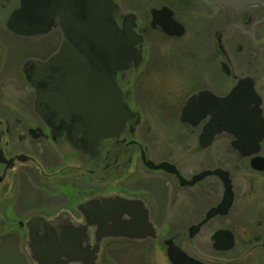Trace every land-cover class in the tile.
Here are the masks:
<instances>
[{
  "label": "flooded vegetation",
  "instance_id": "flooded-vegetation-1",
  "mask_svg": "<svg viewBox=\"0 0 264 264\" xmlns=\"http://www.w3.org/2000/svg\"><path fill=\"white\" fill-rule=\"evenodd\" d=\"M20 5L21 0H0V89L9 86L18 94L0 91V246L13 241L16 249L19 245L25 249L24 255L11 251L12 264L31 261L26 243L32 217L51 220L65 215L81 221L80 204L111 194L141 201L150 228L136 226L134 230L146 234L142 238H101L91 264H172L169 247L188 256L180 258L184 264H264V136L256 151L233 145L235 137L226 131L215 133L202 146L199 136L209 115L195 125L180 120L181 108L192 93L210 92L200 100H219L243 78L252 79L264 118V67L254 66L256 58H264V0L237 5L164 0L149 8L146 20L134 13L135 31L143 37L141 63L116 74L132 115L117 136L94 145L76 136L81 146L75 142L80 139L70 137L71 129L63 124L54 127L34 109L35 90L24 76L23 65L30 58L48 60L57 52L62 32L59 26L28 35L16 32L8 21ZM175 5L183 9L189 24L178 17ZM163 6L183 26L181 35L163 31L159 23L164 21L163 14L151 25L150 9ZM125 13L118 12L119 25ZM192 20L199 25L194 26ZM148 28L168 38H180L187 31L186 35L202 41L197 55L194 50L186 55L184 66L192 63L188 71L181 70L182 66L175 69L170 59L176 54L159 68L143 65ZM147 67L154 68L160 78L171 73L180 80L174 90L165 87L164 79L155 81L163 90L154 100H181L184 90L192 89L178 110L182 127L168 141L170 148L157 143L147 108L133 102V88L147 74ZM16 70L18 77L13 75ZM170 107L169 113L174 110ZM163 116L158 117L166 122ZM160 163L167 168H153ZM224 180L230 181L231 190L227 209L220 208ZM87 228V242L93 248L96 228Z\"/></svg>",
  "mask_w": 264,
  "mask_h": 264
},
{
  "label": "water",
  "instance_id": "water-1",
  "mask_svg": "<svg viewBox=\"0 0 264 264\" xmlns=\"http://www.w3.org/2000/svg\"><path fill=\"white\" fill-rule=\"evenodd\" d=\"M216 1L237 5L254 0ZM118 12L116 0H21L20 8L9 18L10 28L27 35L50 26L60 27L62 38L57 52L45 62L28 59L22 70L35 90L37 114L54 127L67 126L73 132L70 135L73 140H79L76 136L80 135L94 145L102 138L115 137L132 115L123 100L116 74L141 63L139 49L143 37L135 31V14H123L119 25ZM150 14L152 26L163 14L164 21L159 23L165 33H183V26L172 18L166 6L151 8ZM207 93L211 94L192 93L181 108L180 120L191 125L209 115L199 143L205 146L215 133L226 131L235 137L233 145L251 146L256 151L264 136V118L252 79H239L219 100H200ZM81 139L75 141L79 146ZM153 168H167V165L160 163ZM230 201V181L224 180L220 208L227 209ZM78 208L83 213L81 221L65 215L51 220L32 217L26 251L33 264H89L101 238H142L146 234L134 229L140 225L150 228L151 224L141 201L117 194L95 196ZM88 225L96 228L93 248L87 242ZM167 253L172 264H184L180 258L188 257L172 247Z\"/></svg>",
  "mask_w": 264,
  "mask_h": 264
},
{
  "label": "rangeland",
  "instance_id": "rangeland-1",
  "mask_svg": "<svg viewBox=\"0 0 264 264\" xmlns=\"http://www.w3.org/2000/svg\"><path fill=\"white\" fill-rule=\"evenodd\" d=\"M117 2L119 4V13L121 12L122 14L125 12H133L136 15H138V17H140L141 19H145L149 11V8L163 4L164 0H117ZM173 7L175 8V11L178 14V17L181 20H184L185 23L189 24L188 23L189 20L187 21L185 19V15H184L185 12L182 13L183 9H181L178 5H175ZM191 22L194 24V26L199 25L197 20H192ZM185 33L188 34L187 31ZM186 34H184L180 38H168L165 35L158 34L156 30H151L148 28L147 35H146L147 53H146L143 65H147V66L153 65L154 68H159L160 66L165 64L164 61L166 59L176 54L175 58L173 56V58L170 59L172 60L171 61L172 64L177 65L176 66L177 68L175 69H178L182 66L181 70H184L185 68V70L188 71L192 63L190 62V66L187 64L184 66L185 64L184 61L187 59L186 55L191 50L192 51L194 50V53H196L197 55L198 54L197 49L201 47L202 41L199 38H192L190 35H186ZM189 45L191 46V48L189 47ZM23 59L24 57L19 60L20 61L18 62L19 65H21V62ZM178 59L181 60L182 62L176 61ZM256 59L258 61L256 60L254 66L264 67V58L261 59V57H259ZM149 67H147V74L144 75L143 78L138 79L140 80L139 83L134 86L135 88H133V90L136 89V97H134L133 102L136 105H142L145 108H147L149 116L151 118V123L154 129L153 133L155 134L154 136L156 138L157 143L161 146L170 148L171 145L168 143V141L172 138H176V133L182 127V124H180L179 121L177 120L178 110L184 101L183 98H185V96L192 89L186 88L184 90V93H182L183 98L181 100H154L155 95H158V96L161 95L160 92L162 93V90H163L158 87V84L155 81L159 80V82H163V79H164L165 87L172 86L169 90H174V89H177L178 82L180 80L178 77H176V74H171V73L169 74L168 77L166 76L165 78H163L162 76L160 78L154 72V68L152 69L150 68L148 70ZM151 70H153V72ZM167 70H172V69L167 67ZM13 75L16 77L20 76L19 70H16V72H14ZM11 80H13V82H17L15 78H12ZM0 82L2 83V81ZM19 84L22 85L21 83ZM1 90H4L5 93L7 90H11L15 96L18 95L17 91L11 89V87L9 86L8 87L6 86V88L4 89H0V91ZM177 104L179 106H177ZM167 106H168V109H165L163 111L164 107H167ZM169 107L170 109L172 108V110L174 109L170 113H169ZM175 110H177L176 115H175ZM160 113H164L163 118L165 121L167 120L166 122L160 120L161 118L158 117ZM179 138H182V137H179ZM185 143L182 142L181 144L184 145ZM189 143L190 145L194 144V141L192 138L189 140ZM13 245H15V243L11 241V242H8V244L5 247L0 246V264H12L14 262L15 258H13V255L11 254L12 250H15L16 252L18 250L20 253H22V255L25 254L24 252L25 249H22L21 245H19L18 249H16L15 248L16 246L14 247ZM11 246H13L11 250L10 248L6 249ZM20 253L19 255L22 256ZM29 264H33V263L29 261Z\"/></svg>",
  "mask_w": 264,
  "mask_h": 264
},
{
  "label": "bare ground",
  "instance_id": "bare-ground-1",
  "mask_svg": "<svg viewBox=\"0 0 264 264\" xmlns=\"http://www.w3.org/2000/svg\"><path fill=\"white\" fill-rule=\"evenodd\" d=\"M34 97V96H33Z\"/></svg>",
  "mask_w": 264,
  "mask_h": 264
}]
</instances>
